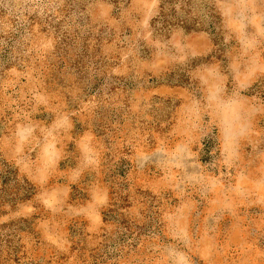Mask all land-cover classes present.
I'll list each match as a JSON object with an SVG mask.
<instances>
[{"label": "rangeland", "instance_id": "1", "mask_svg": "<svg viewBox=\"0 0 264 264\" xmlns=\"http://www.w3.org/2000/svg\"><path fill=\"white\" fill-rule=\"evenodd\" d=\"M0 264H264V0H0Z\"/></svg>", "mask_w": 264, "mask_h": 264}]
</instances>
